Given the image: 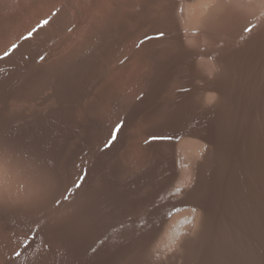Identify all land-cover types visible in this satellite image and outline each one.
Wrapping results in <instances>:
<instances>
[{
	"label": "rangeland",
	"instance_id": "rangeland-1",
	"mask_svg": "<svg viewBox=\"0 0 264 264\" xmlns=\"http://www.w3.org/2000/svg\"><path fill=\"white\" fill-rule=\"evenodd\" d=\"M36 1L21 0L8 7L11 0H0V47L11 44L6 51L10 56L0 54V100L17 98L10 104L15 111L10 107L7 118L1 116L0 102V131L6 129L9 139L59 165V202L81 205L72 223H49L33 214L28 206L47 193L49 182L0 152L2 264H248L254 253L264 264V247L257 245L253 231L264 173L254 160L255 150L264 157V92L261 100L254 91H249L252 97L249 92L240 97L236 90L219 86L213 58L197 56L202 30L213 26L221 14L238 16L264 33V0H176L175 6L170 5L172 0H64L18 38L38 3L48 6L52 0ZM168 7L183 38L180 51L171 38ZM44 20L48 24L42 25ZM75 24L80 30L72 36ZM72 38L77 47L69 57L75 63L68 64L76 68L67 76L55 70L50 78L46 67L35 63L36 55L56 48L58 40ZM188 51L195 54L193 67L185 64ZM201 73L221 87L222 110L215 105L220 94L212 81L205 93L210 105L202 112L197 87ZM108 74L119 77L103 89ZM125 77L131 80L121 94L110 92L111 84ZM49 81L59 89L58 96L65 95L58 97L64 106L55 112L30 102L38 89L40 94L47 92ZM95 88L97 96L90 93ZM116 93L134 99L132 104L122 105Z\"/></svg>",
	"mask_w": 264,
	"mask_h": 264
},
{
	"label": "bare ground",
	"instance_id": "bare-ground-1",
	"mask_svg": "<svg viewBox=\"0 0 264 264\" xmlns=\"http://www.w3.org/2000/svg\"><path fill=\"white\" fill-rule=\"evenodd\" d=\"M36 1V0H35ZM64 0H52L51 2H49L48 6L46 5H41L40 3H38V7L36 10H34L32 12V16L30 17L31 19L25 23L24 27H22V29H20L21 31L19 33H17L18 35V38L19 36H21L22 34L28 32L29 30H31V28L35 27L37 23H39L38 21L40 19H44V17H47L49 16L51 12V10L53 8H55L57 5H61L63 3ZM175 1L176 0H172V4L170 5H173L175 6ZM37 2V1H36ZM6 3V2H5ZM21 3V0H11V3L8 4V7H12L13 5H19ZM170 3V2H169ZM25 5V4H24ZM169 5V6H170ZM23 6V5H22ZM172 6V7H173ZM6 7V6H4ZM170 6V8H172ZM168 7V9H170ZM34 9V8H33ZM31 9V10H33ZM174 9V7H173ZM173 9H170V11L168 10V17L171 21V26L170 28H172V31H173V36L174 37V43L177 47V49L175 50H179V49H182V44H183V38L182 36L180 35V32L178 31L179 29L177 28V24L176 23V19H175V14H173ZM175 13V12H174ZM226 13V12H225ZM93 15V14H92ZM97 15V14H96ZM221 17H219V19L216 21V23H214L213 26H211L209 29H205V30H202V33L204 34V40H202V45L198 51V54L197 56H199L200 58H208L209 56L213 58V62H214V65L217 69V72H218V75H219V86H221V84L225 85L224 87L228 86L229 89L231 90H236V92L238 93V96L242 95V94H239V93H248L249 91H254L256 92L257 94H260V98H261V92H264V33H263V30L259 29L258 27L256 26H253L251 25L250 23H247L245 22L243 19H241L240 17L238 16H235V15H229V14H225L222 16V14L220 15ZM99 17V16H98ZM85 19V18H84ZM22 20V18H21ZM20 20V22L22 23V21ZM4 23V21H3ZM20 23V25H21ZM92 23V22H91ZM9 24V23H8ZM80 25V23H79ZM167 26V24H166ZM5 29V28H4ZM245 29H250V31H246ZM77 30H80L78 29V24H75L73 26V30L71 31L72 32V36H77L78 35V31ZM96 30V29H95ZM80 35V34H79ZM93 36V35H92ZM66 37V36H65ZM68 37V36H67ZM79 38V37H78ZM77 38V39H78ZM94 39V38H93ZM14 41V40H13ZM74 39L72 38L71 40L69 39V41L66 39V40H62V41H57L60 42L59 45L54 48V49H51L50 48L48 50L50 51H47L45 49L46 52H42L40 55L39 52L38 53V56L36 55V58L34 59L35 63H38L40 66L42 67H46V71L48 72L49 71V75H50V78H54L53 77V74L55 72V70H59V72L61 73L64 72V75L67 76V71L69 69H71L70 71H73L76 67L74 66V64H68L69 62H72L73 60L70 59L69 55H73L74 53V49H76L77 45H75L74 43H71L73 42ZM69 42V43H68ZM30 44V43H29ZM9 45H11L10 43H7V45H2L0 47V54L2 55L4 52H6L8 50V47ZM88 45V44H87ZM27 46V45H25ZM31 45H29L30 47ZM55 46V45H54ZM37 47V46H36ZM42 48V47H41ZM179 48V49H178ZM29 50L31 49L28 48ZM33 49V47H32ZM84 49V48H83ZM36 50V48H35ZM40 50V49H38ZM36 50V51H38ZM97 50V49H96ZM25 51V50H24ZM171 51V50H170ZM180 51V50H179ZM33 52V51H31ZM95 52V51H94ZM187 52V51H186ZM18 53H21V52H18ZM26 53H30V52H26ZM25 53V54H26ZM37 53V52H36ZM76 53V52H75ZM78 53V52H77ZM80 53V52H79ZM32 54V53H31ZM188 55V59L186 60L185 64L188 65V67L192 66L193 67V64H194V57H195V54H191L189 53H185ZM17 55V54H16ZM33 55V54H32ZM35 55V54H34ZM82 55V54H81ZM186 55V56H187ZM10 56V55H9ZM15 56V55H14ZM78 56H80V54H78ZM97 56V55H96ZM75 57V56H74ZM77 57V56H76ZM16 58V57H14ZM21 58V57H20ZM80 58V57H79ZM7 59V58H6ZM16 59H19L18 57ZM33 59V58H32ZM31 59V60H32ZM29 60V59H27ZM79 60V59H78ZM94 60V59H93ZM201 60V59H200ZM20 61V60H19ZM184 61V60H183ZM194 61V62H192ZM204 61V60H203ZM202 61V62H203ZM25 62V61H24ZM23 62V63H24ZM75 63V61H73ZM17 63V62H16ZM34 63V62H33ZM92 63V62H91ZM193 63V64H192ZM205 63V61H204ZM32 64V63H31ZM37 64V65H38ZM94 64V63H93ZM184 64V62H183ZM17 65V64H16ZM15 65V66H16ZM28 65V64H27ZM30 65V63H29ZM33 65V64H32ZM36 65V64H34ZM33 65V66H34ZM36 65V66H37ZM68 65V66H67ZM92 65V64H91ZM206 65V64H205ZM83 66V65H82ZM87 66V65H86ZM19 67V66H18ZM79 67V65H78ZM85 67V66H84ZM91 67V66H90ZM15 68V67H14ZM23 68V67H21ZM26 68V67H25ZM37 68V67H36ZM80 68V67H79ZM187 68V66H186ZM19 69V68H18ZM27 69V68H26ZM33 69V68H32ZM38 69V68H37ZM41 69V68H40ZM82 69V68H81ZM93 69V68H92ZM17 70V69H16ZM30 70V69H29ZM194 70V69H193ZM23 70H21L22 72ZM34 71V70H33ZM38 71V70H37ZM188 71V70H187ZM190 71V70H189ZM25 72V71H24ZM36 72V71H35ZM89 72V71H88ZM193 72V71H192ZM203 72V71H202ZM205 72V71H204ZM28 73V72H27ZM58 73V72H57ZM94 73V72H93ZM122 73V72H121ZM22 74V73H21ZM20 74V75H21ZM24 74V73H23ZM79 74V73H78ZM131 74V73H130ZM19 75V76H20ZM26 75V73L24 74V76ZM62 75V74H61ZM83 75V74H82ZM85 75V74H84ZM93 75V74H91ZM115 75V74H113ZM125 75V74H124ZM17 76V75H16ZM23 76V78H24ZM28 76H29V73H28ZM56 76V74H55ZM88 76V75H87ZM95 76V75H94ZM122 76V75H121ZM217 76V75H216ZM21 77V76H20ZM34 77V76H33ZM49 76H47L46 79H49L48 78ZM65 77V76H64ZM114 76H111L110 74L107 75L106 77V82L103 84L102 88L105 87V86H108L109 84V81H111V83H113L112 79ZM119 77V76H118ZM116 77V78H118ZM198 77L200 80V83L199 85L197 86L198 89H199V103H200V106L202 108V112H206L207 110V106L210 105V103L208 104V102L210 100H208L209 98L207 97L206 98V95L205 93L210 90L212 88V84L214 83L215 87V90L217 92H219V96H218V93H217V101H216V98H215V101L217 103H215L216 107H218L219 109L225 107V102H224V98L223 96L221 95V87L219 88L218 85H217V82H215V80L211 81V79L207 76L206 73H201L200 75L198 74ZM13 78V77H12ZM16 78V77H15ZM22 78V77H21ZM55 78H58V77H55ZM83 78V77H82ZM115 78V79H116ZM124 78V77H122ZM11 79V78H10ZM20 79V78H19ZM67 79V78H66ZM65 79V80H66ZM75 79V78H74ZM130 79V77H125V81L122 82V80H120L121 82H118L116 81V84H111V89H110V92L111 90L113 91H117L118 93L121 94V92L123 91L126 83L128 84V80ZM220 79L222 82H220ZM12 80V79H11ZM14 80V79H13ZM52 80V79H51ZM59 80V79H58ZM63 80V79H62ZM83 80V79H82ZM131 80V79H130ZM6 81V80H5ZM10 81V80H9ZM20 81V80H19ZM25 81V80H23ZM29 81V80H28ZM48 81V80H47ZM54 81V80H53ZM71 81V80H70ZM97 81V80H96ZM7 82V81H6ZM12 82V81H11ZM41 82V81H40ZM73 82V81H72ZM72 82H69V83H72ZM79 82V81H78ZM77 82V83H78ZM118 82V83H117ZM10 83V82H9ZM20 83H22L20 81ZM95 83V82H94ZM93 83V84H94ZM44 84V83H43ZM42 84V86H43ZM92 84V83H91ZM92 84V85H93ZM11 85V84H10ZM9 85V86H10ZM18 86V84H16ZM34 85V84H33ZM55 85V84H54ZM53 85V82L52 81H49L46 83L45 85V91L47 90V92L44 94V93H41L39 92V89L36 91V93H34V97L31 98L30 102H33L34 105L38 107H43V109H49V108H52L54 109L53 111L55 112L57 109H58V106L59 107H63L64 104L61 106L60 103H62V99H59L58 97L61 96L59 95L58 96V91L57 89H55ZM70 85V84H69ZM68 85V86H69ZM130 85V84H129ZM17 86H14V88ZM37 84L34 86L36 87ZM41 86V85H40ZM39 86V87H40ZM56 86V85H55ZM79 86V84L77 85ZM83 86V84H82ZM110 86V85H109ZM12 87V85H11ZM71 87V85H70ZM73 87V86H72ZM71 87V88H72ZM74 87H75V84H74ZM87 87V86H85ZM96 87V86H95ZM9 88V87H8ZM13 88V89H14ZM15 88V89H16ZM32 88V87H31ZM90 88V87H89ZM97 88V87H96ZM95 88L94 91H90V93H92V95H98V90ZM99 88V87H98ZM101 88V87H100ZM227 88V87H226ZM227 88V90H228ZM7 89V87H6ZM12 89V88H11ZM10 89V90H11ZM12 89V90H13ZM27 89V88H26ZM64 89V88H63ZM63 89H61V91H63ZM73 89V88H72ZM91 89H92V86H91ZM94 89V87H93ZM104 89V88H103ZM109 89V88H108ZM197 89V88H196ZM197 89V90H198ZM221 89V90H220ZM5 90V89H4ZM3 90V92H4ZM33 91V89H31ZM30 90V91H31ZM35 90V88H34ZM78 90H80L78 88ZM82 90V88H81ZM214 90V89H213ZM8 91V90H7ZM71 91V90H70ZM75 91V90H74ZM77 91V89H76ZM86 91V90H85ZM84 91V92H85ZM108 91V90H107ZM11 92V91H10ZM15 92V91H14ZM60 92V91H59ZM65 92V90L63 91ZM83 92V91H82ZM125 92V91H124ZM127 92V90H126ZM195 92V91H194ZM224 92V91H223ZM229 92V91H228ZM253 92V93H254ZM25 93V92H24ZM66 94L68 92H65ZM86 93V92H85ZM89 93V94H90ZM114 93V92H113ZM232 93V92H231ZM255 93V95H256ZM5 94V93H4ZM8 94V92H7ZM11 94V93H10ZM21 94V93H20ZM23 94V93H22ZM27 94V92L25 93ZM60 94V93H59ZM64 94V93H63ZM73 94V92H72ZM87 94V93H86ZM106 94V93H105ZM110 94V93H109ZM120 94H117L119 98H121V103L122 105H128L129 103H131V98L127 96L124 97V96H121ZM124 94V93H122ZM209 93L207 92V95ZM228 94V93H226ZM230 94V92H229ZM228 94V96H229ZM250 94V92H249ZM263 94V93H262ZM16 95V94H15ZM40 95H44L43 97H40ZM70 95V94H69ZM132 96V93L130 94ZM246 95V94H245ZM254 95V97H255ZM6 96V95H5ZM24 96V95H23ZM63 97L65 95H62ZM61 96V97H62ZM87 96V95H86ZM134 96V95H133ZM194 96V95H193ZM196 96V95H195ZM194 96V97H195ZM216 96V95H215ZM227 96V95H226ZM236 96V97H238ZM247 96V95H246ZM250 96L252 97V94H250ZM257 96V95H256ZM21 97V96H20ZM83 97H85L83 95ZM235 97V96H234ZM241 97V96H240ZM245 97V96H244ZM264 96L262 95V98ZM24 98V97H23ZM82 98V97H81ZM80 98V99H81ZM98 98V97H97ZM116 98V97H115ZM256 98V97H255ZM258 97V99H260ZM261 98V100H262ZM66 99V98H65ZM73 99V98H72ZM71 99V100H72ZM94 99V98H93ZM92 97H90L89 101L93 100ZM238 99V98H237ZM257 99V98H256ZM14 100L17 102V98H15L14 96L11 97V100L9 102V100L7 98H3L0 100V102L2 103V111L4 110V113L1 114V116H3L4 118H7L8 114H9V111H10V107H13L12 109H14L15 111V106H10V104L12 102H14ZM86 100V98H85ZM96 100V99H94ZM118 100V98H117ZM134 100V99H133ZM132 100V101H133ZM197 100V101H198ZM208 100V101H207ZM227 100V99H226ZM230 100V99H229ZM233 100V98H232ZM248 100V99H246ZM12 101V102H11ZM64 101V99H63ZM67 101V100H66ZM65 101V102H66ZM81 101V100H80ZM88 101V100H86ZM98 102V100H96ZM192 101V100H191ZM29 102V101H28ZM27 102V103H28ZM85 102V101H83ZM93 102V101H92ZM100 102V101H99ZM117 102V101H115ZM230 102L232 103V101L230 100ZM256 102V101H255ZM254 102V103H255ZM90 103V102H89ZM112 103V102H111ZM193 103V102H192ZM235 103V102H234ZM20 104V103H19ZM19 104H16L17 106ZM81 104V103H80ZM91 104V103H90ZM108 104V103H107ZM119 105V102L117 103ZM227 104V103H226ZM233 104V103H232ZM248 104V103H247ZM253 104V103H252ZM12 105V104H11ZM57 105V106H56ZM104 105V104H103ZM194 105V104H193ZM196 105V104H195ZM231 105V104H230ZM236 105V104H235ZM241 105V104H239ZM243 105V104H242ZM250 105V104H249ZM27 106V105H26ZM36 106L34 109H36ZM75 108H76V104L74 105ZM91 106V105H90ZM105 106V105H104ZM103 106V107H104ZM113 106V105H112ZM121 106V105H120ZM198 106V107H200ZM248 106V105H247ZM22 107V106H21ZM20 107V108H21ZM49 107V108H48ZM71 107V105L69 106ZM84 107V106H83ZM88 107V106H86ZM85 107V108H86ZM97 108V106H95ZM95 107H94V110H95ZM107 107V105H106ZM122 107V106H121ZM132 107V106H131ZM129 107V108H131ZM195 107V106H193ZM262 107V106H261ZM30 108V107H28ZM105 108V107H104ZM115 108V107H114ZM125 108V107H124ZM197 108V107H196ZM241 108V107H240ZM247 108V107H245ZM251 108V107H250ZM42 109V110H43ZM63 108H61L62 110ZM107 109V108H105ZM119 109V108H118ZM121 109V108H120ZM132 109V108H131ZM134 109V108H133ZM132 109V110H133ZM195 109V108H194ZM248 109V108H247ZM17 110V108H16ZM28 110V109H27ZM32 110V109H30ZM40 110V108H39ZM50 110V109H49ZM67 110V108H66ZM73 110V109H72ZM93 110V109H92ZM98 110V109H97ZM100 110V108H99ZM101 110H103L101 108ZM100 110V111H101ZM123 110V108L121 109ZM125 110V109H124ZM131 110V111H132ZM198 110V108L196 109ZM195 110V111H196ZM209 110V109H208ZM222 110V109H221ZM226 110V109H224ZM257 110V109H256ZM23 111V110H22ZM52 111V110H51ZM52 111V112H53ZM74 111V110H73ZM200 111V110H199ZM219 111V110H218ZM217 111V112H218ZM241 111V110H240ZM247 111V110H246ZM33 112V111H32ZM48 112V111H47ZM50 112V111H49ZM51 112V113H52ZM53 112V113H54ZM65 112V111H63ZM69 111H67L66 113H68ZM102 112V111H101ZM104 112V111H103ZM197 112V111H196ZM222 112V111H220ZM225 112V111H223ZM223 112L221 114H223ZM258 112V111H257ZM26 113V112H25ZM31 113V111H30ZM29 113V114H30ZM37 113V112H36ZM41 112H39L38 114H40ZM70 113V112H69ZM96 113V112H95ZM98 113V112H97ZM100 113V112H99ZM201 113V111L199 112ZM226 113V112H225ZM224 113V114H225ZM256 113V112H255ZM28 114V112L26 113ZM28 114V115H29ZM42 114V113H41ZM45 114V112H44ZM49 113H47L48 115ZM62 114V113H61ZM209 114V113H208ZM219 114V113H218ZM223 114V115H224ZM13 115V114H12ZM33 115V114H32ZM43 115V114H42ZM46 115V114H45ZM46 115V116H47ZM53 115V114H52ZM57 115V114H55ZM63 115V114H62ZM66 115V114H65ZM64 115V116H65ZM202 115H204L202 113ZM220 115V114H219ZM37 116V115H36ZM45 116V117H46ZM50 116V115H49ZM48 116V117H49ZM58 116V115H57ZM68 116V115H67ZM96 116V115H95ZM207 116V114H205V117ZM218 116V115H217ZM222 116V115H221ZM9 117V116H8ZM11 117V116H10ZM29 117V116H28ZM31 117V116H30ZM55 117V116H54ZM53 117V118H54ZM200 117V116H199ZM219 117V116H218ZM37 118V117H35ZM60 118V117H59ZM62 118V117H61ZM60 118V120H61ZM66 118V117H65ZM68 118V117H67ZM203 118V117H202ZM202 118L200 120H202ZM220 118V117H219ZM33 119V118H32ZM48 119V118H46ZM51 119H52V116H51ZM55 119V118H54ZM63 119V118H62ZM31 120V119H30ZM206 120V119H205ZM34 121V120H33ZM39 121V120H38ZM48 121V120H47ZM56 121V120H55ZM59 121V120H58ZM223 121V120H222ZM5 123V121H3ZM40 122V121H39ZM44 122V121H43ZM42 122V123H43ZM46 122V121H45ZM201 122V121H200ZM203 122V121H202ZM201 122V123H202ZM207 123V121H205ZM211 122V121H210ZM209 122V123H210ZM219 122V121H218ZM28 123V122H27ZM32 123V121H31ZM47 123V122H46ZM50 123V121H49ZM61 123V122H60ZM63 123V122H62ZM222 123V122H221ZM220 123V124H221ZM48 124V123H47ZM56 124V128L55 129H58L57 128V122L55 123ZM59 124V123H58ZM66 124V123H65ZM196 123H194L195 125ZM200 124V123H199ZM198 124V125H199ZM37 125V124H36ZM189 125V124H188ZM187 125V126H188ZM193 125V126H194ZM2 126V125H1ZM30 126V125H29ZM34 126V125H33ZM47 126V125H45ZM49 126V124H48ZM55 126V125H52V127ZM60 127V125H58ZM62 126V125H61ZM191 126V124L189 125ZM188 126V127H189ZM205 126V125H204ZM4 127V126H3ZM63 127V126H62ZM192 127V126H191ZM198 127V126H197ZM202 127V126H201ZM207 127V126H206ZM1 128V127H0ZM6 128V127H5ZM34 128V127H32ZM40 128V127H38ZM51 128V127H50ZM49 128V129H50ZM37 129V128H36ZM54 129V130H55ZM62 129V128H61ZM64 129V128H63ZM66 129V128H65ZM186 129V128H185ZM184 129V130H185ZM195 129V128H194ZM199 129V127H198ZM203 129H205V127H203ZM3 130V128H2ZM0 131V152L2 153H6V155H10L12 157H14L15 159H17L18 161L24 163L25 165V168L30 172V173H33L35 174V176H39L40 175L47 179V181L49 182L48 186H49V190L47 191V193H45V195L40 199L38 200L37 202H35L34 204H32L31 206H26L25 204V208H28L30 211L33 212V214L35 213V215H40L45 221L49 222V223H54V224H59V223H72V220H74V218L76 219V215L78 214L79 212V206L81 205L79 203V206L76 204V203H73L72 201H66V202H59V204L55 203V201H59L58 200V187H59V176L61 175V168L59 165H53L52 163H50L49 161H47V157H43L42 155H40V153L38 152H35V151H28L26 149H24L23 147V143L21 144V142L15 140V139H9V136L7 137V133L5 132L6 129H4L3 131ZM59 130V129H58ZM57 130V131H58ZM188 130V129H186ZM196 130V129H195ZM202 130V129H201ZM201 130H197L198 132L201 131ZM29 131V130H28ZM36 131V130H35ZM52 131H53V128H52ZM61 131V130H60ZM210 131V129H209ZM223 131V130H222ZM45 132V130H44ZM56 132V131H54ZM63 132V131H62ZM61 132V133H62ZM190 132V131H189ZM188 131H186V133H189ZM197 132V134H198ZM203 132V130L201 131ZM37 133V131H36ZM35 133V134H36ZM59 133V131H58ZM57 133V134H58ZM210 133V132H209ZM29 134V133H28ZM38 134V133H37ZM31 135V134H30ZM41 135V134H40ZM62 135V134H61ZM216 135V134H215ZM36 136V135H34ZM59 136V135H58ZM200 136H202L200 134ZM32 138H34L32 135H31ZM204 134H203V138H204ZM38 138V137H37ZM201 138V137H200ZM206 138V137H205ZM206 141V140H205ZM173 142V141H172ZM207 143V142H206ZM249 143V142H248ZM172 144V143H171ZM254 144V143H253ZM201 145V144H200ZM205 145V144H203ZM25 146V144H24ZM202 146V145H201ZM208 146V145H207ZM200 147V146H199ZM170 148V146L168 147V149ZM208 148V147H207ZM248 148V147H247ZM201 149V148H199ZM204 150V149H203ZM202 151V150H200ZM199 151V153H200ZM170 152V151H169ZM260 151H257L255 150L254 151V160H255V163H256V167L257 168H263L264 167V157L262 156H259ZM204 154V153H203ZM207 154V153H206ZM141 155V154H140ZM138 156V155H137ZM203 156H201L202 158ZM132 158V156H131ZM130 158V159H131ZM133 159V158H132ZM207 159V158H205ZM134 160V159H133ZM138 160V159H137ZM178 160V159H177ZM135 161V160H134ZM204 161V159H203ZM202 161V162H203ZM129 162V161H128ZM181 162V161H180ZM127 163V162H126ZM179 163V162H178ZM206 163V162H205ZM192 164V163H191ZM196 164V163H195ZM201 164V163H200ZM203 164V163H202ZM125 165V164H123ZM126 166V165H125ZM194 166V165H193ZM197 166V165H196ZM199 166V165H198ZM201 166V165H200ZM206 166V165H205ZM124 167V166H123ZM192 167V166H191ZM24 168V167H23ZM202 168V167H200ZM193 169V168H192ZM190 169V170H192ZM197 168H195L194 170L196 171ZM189 170V171H190ZM26 171V170H25ZM198 171V170H197ZM27 172V171H26ZM28 172V173H29ZM190 173H193V172H190ZM260 173V171H259ZM37 174V175H36ZM194 174V173H193ZM34 176V175H33ZM37 176V177H38ZM41 177V178H42ZM261 190L257 191L258 192V200H257V203L255 204L256 205V210L257 211L255 213V219H254V226H253V231H254V234H255V240L257 242V245L260 246V247H264V225H262V223H264V173L262 174V178H261ZM257 186V185H256ZM255 186V187H256ZM183 192H185L184 190L185 189H182ZM60 191V190H59ZM179 192H177L178 194ZM187 193V192H186ZM181 194V193H180ZM182 195V194H181ZM180 195V196H181ZM41 196V195H40ZM39 196V198H40ZM63 197V196H62ZM38 198V199H39ZM76 199V198H75ZM78 199V198H77ZM182 200V199H181ZM76 201V200H75ZM256 201V200H255ZM33 202V201H32ZM85 204V203H84ZM82 210V209H80ZM82 212V211H81ZM84 212V211H83ZM37 213V214H36ZM80 217V216H79ZM262 218V219H261ZM263 220V221H262ZM75 222V221H73ZM184 245V244H183ZM187 245V244H186ZM185 246V245H184ZM12 250V249H11ZM5 252V251H4ZM28 253V252H27ZM23 254V253H22ZM26 254V252H25ZM23 254V255H25ZM33 254V253H32ZM45 254V253H44ZM11 255V254H10ZM30 255V254H29ZM34 255V254H33ZM46 255V254H45ZM19 256V255H18ZM32 256V255H31ZM44 256V255H43ZM178 256V255H177ZM250 256V255H249ZM252 256V255H251ZM7 257V256H6ZM25 257V256H24ZM30 257V256H29ZM173 257V256H172ZM38 258V257H37ZM41 258V257H40ZM249 258V257H248ZM12 259V258H11ZM173 259V258H172ZM250 259V260H249ZM248 260L249 262H247L248 264H261V260L260 258L255 255V253L253 254L252 257H250ZM1 260V259H0ZM8 260V259H7ZM20 260V259H19ZM31 260V259H30ZM9 261V260H8ZM16 261V260H15ZM22 261V260H21ZM35 261V260H34ZM46 261V260H45ZM2 261L1 260V264H2ZM14 262V261H13ZM20 262V261H19ZM24 262V261H23ZM23 262L21 264H23ZM37 262H41L40 261H37ZM43 262V261H42ZM244 262V260L242 261ZM27 263V262H26ZM36 263V262H34ZM33 263V264H34ZM13 264V263H12ZM17 264V263H16ZM28 264V263H27ZM42 264V263H41Z\"/></svg>",
	"mask_w": 264,
	"mask_h": 264
},
{
	"label": "snow or ice",
	"instance_id": "snow-or-ice-1",
	"mask_svg": "<svg viewBox=\"0 0 264 264\" xmlns=\"http://www.w3.org/2000/svg\"><path fill=\"white\" fill-rule=\"evenodd\" d=\"M48 22H49L48 20H44V21H42V25L48 24ZM42 25H41V26H42ZM245 30H246V31H250V29H245ZM33 31H35V29H33ZM31 35H32V33H29V36H31ZM161 35H162V34H161ZM15 47H16V46L13 45V48H15ZM7 55H9V53H8V52H5V56H7ZM122 126H123L122 123L116 125L115 130H114V132L112 133V139H113V140H115V138H116V133L120 131V129H121ZM77 187H79V185H77ZM55 203L59 204V201H55Z\"/></svg>",
	"mask_w": 264,
	"mask_h": 264
}]
</instances>
